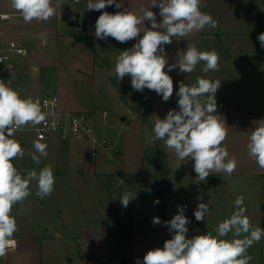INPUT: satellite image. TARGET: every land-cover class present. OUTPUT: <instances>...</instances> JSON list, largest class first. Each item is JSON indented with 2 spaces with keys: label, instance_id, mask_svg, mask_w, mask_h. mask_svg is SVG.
I'll return each instance as SVG.
<instances>
[{
  "label": "crops",
  "instance_id": "obj_1",
  "mask_svg": "<svg viewBox=\"0 0 264 264\" xmlns=\"http://www.w3.org/2000/svg\"><path fill=\"white\" fill-rule=\"evenodd\" d=\"M53 2L55 3V0ZM117 2L122 5L120 9L113 5L106 7L103 11L115 13L127 8L140 14V8L150 5L151 0H117ZM60 4H63L61 10L57 9V15L49 21L34 20L31 23H25L19 13L12 9L10 0H0V35L3 34L7 38L17 39L29 45V55L15 60L17 73L14 72L16 78L13 75L12 80L14 82L21 74L22 83L13 89L28 95L37 92L58 94L61 108L88 112L98 126L100 122L102 123V127L99 126L98 129L99 133L110 137L115 142L111 151L98 152L94 168L91 169L84 166V155L81 152L83 149L79 155L69 153L66 155L65 173L70 175L72 172H85L94 176L119 178L123 176L129 179L138 176L139 191L141 195H145L149 192L146 182L150 171L158 170L160 166L147 157L145 151L146 147L152 149L154 146L157 147L155 141H152L153 122L157 116L163 119L169 110H178V97L175 93L178 91L179 82L183 81L191 85L195 83L197 77H205L201 71L203 63L198 64L191 74L180 73L178 67L169 73L174 81V93L167 102L163 101L161 95L147 88L142 92L136 91L131 87L129 76L117 82L113 75L116 57L120 51L132 47L136 41L120 43L111 37L103 40L96 39L94 26L101 11H88L87 0H60ZM203 5L201 10L211 14L213 19L218 21L219 26L215 29L206 28L200 32H193L178 42L173 39V43L166 45L165 50L170 63L175 61L177 51L186 49L188 43L195 44L200 50H215L219 53V71L209 72L207 77L221 80L216 93L217 113L230 127L224 146L227 147L230 156H235L237 168L230 176L213 172L206 181L198 182L194 171V161H179L174 151L167 149L164 141H161L163 143L160 154L166 158V163L163 158L166 168L162 173L166 178V187L156 183L153 192L155 193L159 187L163 188V191H166L179 205L186 207L194 219V211L198 203H207L209 212L205 220L196 222L201 228V234L212 232L215 235L218 224L237 210L234 202L241 195L244 196V206L249 219L253 220V216L251 217L248 212L251 209L249 206L254 204L257 209L259 208V215L264 221V170H261L255 161L248 157L246 147L248 136L255 127V121L264 119V48H261L257 39L258 35L264 32V0H203ZM151 10L157 13L159 21L161 19L158 14L159 8L153 7ZM66 12L78 16L77 26H70L66 22ZM59 21L63 24L61 27H59ZM145 27H150L148 21H145ZM71 29H78L93 38L92 48L81 41L75 42L86 49V68L77 65L79 58L77 54L60 53L58 56L46 57L47 53L64 51L75 44L72 42ZM71 60L76 65L69 64L68 61ZM54 64L59 66V82L51 88L49 86L52 85V81L48 82V86L42 74L46 72L48 79H51L52 72L57 68ZM65 71L71 76L69 87L63 83ZM97 86L101 87L102 92L109 91L114 105L120 106L121 109H111V111L109 103L99 108L95 101ZM79 93H85V96H80ZM104 111L106 115L102 117ZM113 111H116V116L112 115ZM54 139L59 138L48 139L51 148H47L49 152H47L44 166H51L54 163L57 170L58 163L51 158L54 156L51 151ZM62 141L65 145L69 143V140H60V144ZM76 141L85 142L86 140L76 139ZM70 204L68 202L62 205V207L65 206V212L62 211L60 222L63 216L68 214L69 217L70 215L73 217L72 213L68 212ZM86 206H88L87 214L89 213L88 216L91 217L92 206L89 203ZM24 208L27 212L28 224H22L18 216L16 219L22 234L27 235L16 239L15 251H10L6 258L0 259V264H42V241L37 238H42L44 241L51 230H56L50 214L52 208L40 205L35 200L28 201ZM85 219L87 222L88 217ZM90 220L92 221V218L89 219L91 223ZM36 221L45 224V233L37 238L34 230ZM90 223L82 226L80 231L86 238L94 234V225ZM63 227L66 228L64 225ZM101 228L102 236L106 235L105 225ZM95 231L99 233L100 230ZM138 231L140 232L137 233ZM138 231L131 232L132 242L129 243L131 247L135 249V245L141 244L150 250L157 248V241L150 239L146 229L142 227ZM136 236L140 239L139 241L135 239ZM228 237L232 238L231 234ZM168 239H170L169 235ZM136 254L140 258L144 257V254ZM132 264L136 263L132 262Z\"/></svg>",
  "mask_w": 264,
  "mask_h": 264
},
{
  "label": "clouds",
  "instance_id": "obj_2",
  "mask_svg": "<svg viewBox=\"0 0 264 264\" xmlns=\"http://www.w3.org/2000/svg\"><path fill=\"white\" fill-rule=\"evenodd\" d=\"M10 4L25 23L47 22L61 7L60 0L55 3L53 0H10ZM113 5L117 9L122 7L117 0H87L86 7L88 11H101L94 26L96 39L111 37L120 43L136 41L116 57L113 75L117 82L129 76L134 90L142 92L147 88L167 102L174 93V81L169 73L178 67L180 73L191 74L203 63L201 71L205 77H197L191 85L179 82L175 93L178 110H169L163 119L156 117L151 130L152 141H164L165 147L173 150L179 161H194L198 182L206 181L213 172L232 175L237 160L224 146L230 127L217 113L216 93L221 80L207 77L209 72L219 71V53L200 50L195 44L188 43L186 49L177 51L175 61L170 63L165 50L173 39L178 42L193 32L215 29L219 26L218 21L201 10L203 0H151L150 5L140 8V14L127 8L115 13L103 11ZM153 7L159 8V21L157 13L151 10ZM145 21L150 27H145ZM257 39L264 48V32ZM0 62H3L2 58ZM44 103L46 106L49 102ZM51 103L55 105V99ZM255 122L248 136L247 154L264 170V119ZM46 123L47 113L38 100L21 97L0 79V259L6 258L17 247L14 235L19 229L13 209L32 195V183L35 182V195L41 200L54 191L55 176L51 166L21 174L14 164L25 154L21 143L15 139L16 132ZM42 140L41 136L33 141L38 155L33 154L31 159L36 165L41 163V157L48 155L47 145ZM116 184L119 187L124 180L117 177ZM135 195L123 193L119 198L122 206L126 208ZM199 199L202 201V197ZM234 204L237 210L218 224L215 235L206 232L191 238L187 237L190 220L185 215V207L178 205L177 214L163 222L173 233L171 238L162 248L149 250L136 264H250L253 257L248 250L264 238V228L251 224L246 215L244 196H238ZM208 212L209 205L199 202L194 211L196 221H204ZM152 223L160 224L161 220L154 217ZM229 234L230 239L227 238Z\"/></svg>",
  "mask_w": 264,
  "mask_h": 264
},
{
  "label": "rangeland",
  "instance_id": "obj_3",
  "mask_svg": "<svg viewBox=\"0 0 264 264\" xmlns=\"http://www.w3.org/2000/svg\"><path fill=\"white\" fill-rule=\"evenodd\" d=\"M60 5L61 7L63 6V4ZM61 7L59 8V11L61 10ZM62 25L63 24L59 21V27H61ZM74 34L79 35L84 33L79 31L78 29H71L72 38ZM17 41L22 43V41L20 40ZM72 42L75 43L77 41H75L73 38ZM22 44L29 50V45L27 43ZM82 46L83 45L81 44L79 45L78 43H75L67 50L60 52H51L50 54L47 53L46 57L48 58L54 55L58 56L60 53L77 54L79 56L77 65L86 68V49ZM107 54L109 56H112L109 53ZM68 63L76 65L73 60L68 61ZM54 65L57 68L51 74L53 79H48V75L46 72H43L42 74V77L47 83L52 81V85L49 86L48 83V86L51 88L54 87V85H57L59 82V66L58 64ZM65 72L66 74L63 77V83L69 87V80L71 79V76L67 71ZM15 73L17 72L15 71ZM14 76L16 78V74H14ZM20 78L21 74L14 82L12 80L13 88L16 86L18 87L22 83V80ZM102 88L106 89L103 86ZM100 90L101 87L97 86L95 88V101L99 108L109 103L108 106L111 107L109 108L110 110L121 109L120 106L114 105L113 98L110 97L109 91L102 92ZM79 95L85 96V93H79ZM112 115L116 116V111H113ZM94 121L96 122L95 119ZM96 124L97 130L99 129V126L102 127L101 122L99 123V126L97 122ZM15 139H17L21 143L25 153L22 159L17 158L14 161L15 166L18 168L21 174H26V172L30 169L39 171L40 168H43L45 163L44 157H41V163L39 165H36L31 159V156L33 154L38 155V153H35V150L33 148V141L36 139L30 136H26L24 133H16ZM76 139L78 138H71L69 140V143H66L67 145H65L64 141H62L60 144L59 139H54L55 141L53 149L51 150L53 151L54 156L51 158L57 161L58 169L55 170V165L54 163H52L51 168L53 169V173L55 176V186L51 196H48L43 200L37 197L35 195L36 184L35 182H33L30 189L32 195H30L22 204L16 205L13 209V215L18 216L22 224H26L28 222V218L26 217L27 212L25 211L24 207L28 201L35 200L40 205L49 206L52 208L50 214L52 216V219L54 220L53 227L56 230L53 229L50 232L48 231L49 236L44 241L42 238L37 237H40L43 233H45V224L40 221L35 222V236L37 239L42 241V264L136 263V259L143 260V258L138 257L136 253L145 255L150 250L148 247L142 246L141 244L137 246L135 245L134 249V247H131L129 244L132 242V237L130 236L131 232L138 231L142 227L147 230L146 233L149 234V236L151 237L150 239H154L157 241V247L162 248L169 235L168 228L163 223L165 221L164 208L162 207L160 200L157 198L159 193L163 191V188L159 187V189L155 193L153 192V188H155L156 183H159L162 187H166V178L164 174H162L166 168V158H164V155L160 154L162 147L161 145L163 142L155 141L154 143L155 145H157V147L154 146L153 149L151 147H146L145 149L147 157L152 159L160 166L158 170L153 169L150 171L149 178L146 182V185L148 186L147 191H149V189L150 191L145 195H141L139 191L140 184L138 181V176L131 177V179L123 176L120 177L124 180V184L118 187L116 184L117 176H94L85 172H72L70 175L68 173H65L64 168L67 161L66 155H68L69 153L79 155L80 151L83 149L81 151L83 153L82 155H84L83 163L84 166H86V168L88 169L94 168L95 161L97 160V157L91 156L87 146V140L85 139V142H81L76 141ZM41 142L47 144V148L50 147V141L42 140ZM48 150L49 149H47V152H49ZM163 158L165 159V163L163 161ZM125 192L136 194L135 198L129 202L126 208L122 206L119 199ZM157 200L159 201V203H155V201ZM68 202L71 203L70 206L68 205V212L72 213L73 217H71L70 215V218L68 214L65 217L63 216V219L60 222L59 218H61L62 211H64L65 209V206L62 207V205H64V203L67 204ZM61 203L63 204L61 205ZM87 203L92 206V210L90 213L91 217L88 216L89 213L87 214L86 211L88 209V206H86ZM249 207L251 209L248 213L251 217L253 216V220L252 218L250 220L251 224L254 227L262 228L264 221L259 215V208L257 209L254 204H251V206ZM85 217H88L87 222ZM154 217H159L161 223L153 224L152 221ZM91 218L92 221L90 220V223L89 219ZM87 223L94 225V234L90 236V238H86V236H83L82 233H80L82 226L86 225ZM63 225L66 228H64ZM102 225H105L107 232L104 236H102L101 234ZM18 229L19 230L14 235L15 239L25 237V235H27L26 233L22 234L19 225ZM95 230L100 231L99 233H96ZM139 232L140 231H138L137 233ZM227 238L230 239V237ZM135 239H137V241L140 240L139 238H137V236L135 237ZM252 247V250L248 252V254L253 257L250 264H264V238H262L260 242L255 243Z\"/></svg>",
  "mask_w": 264,
  "mask_h": 264
},
{
  "label": "built area",
  "instance_id": "obj_4",
  "mask_svg": "<svg viewBox=\"0 0 264 264\" xmlns=\"http://www.w3.org/2000/svg\"><path fill=\"white\" fill-rule=\"evenodd\" d=\"M1 16H6V14H1ZM27 55H29V50L19 41L7 38L3 34L0 35V58L3 60L0 62V79L11 88H13L15 60ZM19 94L23 98L31 97L40 102L43 111L47 113V123L36 127L27 126L16 133H24L34 139L42 136L43 140L53 137L60 140L86 139L92 157H96L101 150L111 151L114 148L115 142L110 137L98 132L97 124L88 112L61 108L57 94L43 92L31 95ZM53 99L56 101L55 105L51 103ZM45 101L49 102L46 106ZM105 115L106 112H102V117Z\"/></svg>",
  "mask_w": 264,
  "mask_h": 264
},
{
  "label": "water",
  "instance_id": "obj_5",
  "mask_svg": "<svg viewBox=\"0 0 264 264\" xmlns=\"http://www.w3.org/2000/svg\"><path fill=\"white\" fill-rule=\"evenodd\" d=\"M65 20L70 26L78 25V16L76 14H71L70 12H66ZM157 198L160 200L164 208L165 221H170L174 217V215L177 214L178 212L177 206L179 204L166 191H161L157 196ZM185 215L190 220V223L188 224L189 232L187 233V237L191 238L192 236L200 235L202 233L201 228L197 224L192 213L186 207H185ZM168 234H169V238H171L173 233L169 231V228H168Z\"/></svg>",
  "mask_w": 264,
  "mask_h": 264
},
{
  "label": "trees",
  "instance_id": "obj_6",
  "mask_svg": "<svg viewBox=\"0 0 264 264\" xmlns=\"http://www.w3.org/2000/svg\"><path fill=\"white\" fill-rule=\"evenodd\" d=\"M73 38L75 41H81L84 44H86L89 48L93 47V38L91 35H85V34H74Z\"/></svg>",
  "mask_w": 264,
  "mask_h": 264
},
{
  "label": "bare ground",
  "instance_id": "obj_7",
  "mask_svg": "<svg viewBox=\"0 0 264 264\" xmlns=\"http://www.w3.org/2000/svg\"><path fill=\"white\" fill-rule=\"evenodd\" d=\"M137 260H140V259H136V262H137Z\"/></svg>",
  "mask_w": 264,
  "mask_h": 264
}]
</instances>
